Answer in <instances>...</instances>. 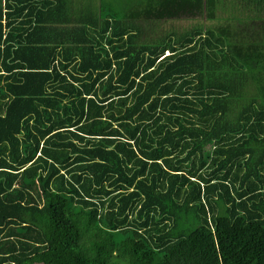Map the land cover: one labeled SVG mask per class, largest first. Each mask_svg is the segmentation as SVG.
Masks as SVG:
<instances>
[{
	"label": "trees",
	"instance_id": "1",
	"mask_svg": "<svg viewBox=\"0 0 264 264\" xmlns=\"http://www.w3.org/2000/svg\"><path fill=\"white\" fill-rule=\"evenodd\" d=\"M0 264H264V0H0Z\"/></svg>",
	"mask_w": 264,
	"mask_h": 264
},
{
	"label": "rangeland",
	"instance_id": "2",
	"mask_svg": "<svg viewBox=\"0 0 264 264\" xmlns=\"http://www.w3.org/2000/svg\"><path fill=\"white\" fill-rule=\"evenodd\" d=\"M226 10L217 8L215 12V19L210 20L207 18V15L204 12V15H196L191 17H179L172 18L168 20H159L154 22V24H149V20L140 21V24L143 28V32L146 35L147 39H154L164 35L166 32L175 31L177 33H183L188 28L193 25H200L203 29L211 27L216 23L225 24L227 19Z\"/></svg>",
	"mask_w": 264,
	"mask_h": 264
}]
</instances>
